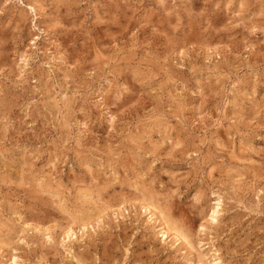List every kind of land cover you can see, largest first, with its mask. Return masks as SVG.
<instances>
[{"label":"rangeland","instance_id":"374dc122","mask_svg":"<svg viewBox=\"0 0 264 264\" xmlns=\"http://www.w3.org/2000/svg\"><path fill=\"white\" fill-rule=\"evenodd\" d=\"M200 260L264 264V0H0V264Z\"/></svg>","mask_w":264,"mask_h":264},{"label":"bare ground","instance_id":"6f19581e","mask_svg":"<svg viewBox=\"0 0 264 264\" xmlns=\"http://www.w3.org/2000/svg\"><path fill=\"white\" fill-rule=\"evenodd\" d=\"M217 202V201H216ZM219 203V202H218ZM217 203V204H218ZM220 205V204H219ZM218 205V206H219ZM218 206H217V209L213 212V214H212V219L215 221L216 219H217V217H218V215L220 214V212H219V209H218ZM150 207V206H149ZM156 214V213H155ZM154 219V218H153ZM156 220V219H155ZM84 227V226H83ZM72 234V233H71ZM73 234H76V233H73ZM162 234H163V238H164V241L165 242H167V241H169L170 239H171V237H170V232H169V230L164 226V228H163V232H162ZM67 237L69 238V240L73 237L72 235H70L69 233L67 234ZM174 237V239H175V241H174V244H180V242H181V237L180 236H178V235H175V236H173ZM185 240V239H184ZM172 241V240H171ZM186 241V240H185ZM194 248V247H193ZM215 261V260H214ZM14 264H18L17 263V261H15L14 262ZM189 264H204V263H202V260H200V261H198L197 263H193V262H190Z\"/></svg>","mask_w":264,"mask_h":264}]
</instances>
